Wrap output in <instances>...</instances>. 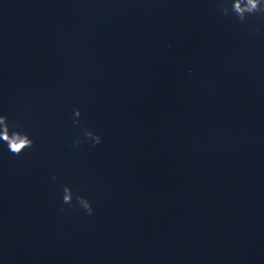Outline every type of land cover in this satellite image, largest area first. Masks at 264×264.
<instances>
[{
    "label": "clouds",
    "instance_id": "9594fccd",
    "mask_svg": "<svg viewBox=\"0 0 264 264\" xmlns=\"http://www.w3.org/2000/svg\"><path fill=\"white\" fill-rule=\"evenodd\" d=\"M233 9L242 18L245 11L255 12L259 10V0H247V4L245 7H241L240 0H236L235 4L233 5ZM76 114L80 115V111L77 110ZM6 119L7 118L5 116H0V124L5 125L3 131H0V141H3L7 145L11 153L20 155L26 148L32 146L33 140L30 139L28 135L22 134L20 132H12L10 135ZM100 141L101 137L97 136L95 143L98 144L100 143ZM64 192L65 195L63 196V202L65 204H71V194L69 193L67 188L64 189ZM77 201L80 205H82V207L88 212L89 215L92 214L93 209L91 203L87 199L78 196Z\"/></svg>",
    "mask_w": 264,
    "mask_h": 264
}]
</instances>
